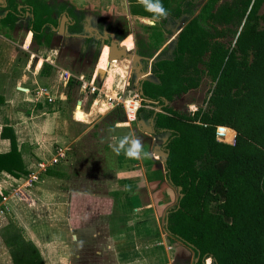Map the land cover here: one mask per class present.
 Segmentation results:
<instances>
[{
	"label": "trees",
	"instance_id": "obj_1",
	"mask_svg": "<svg viewBox=\"0 0 264 264\" xmlns=\"http://www.w3.org/2000/svg\"><path fill=\"white\" fill-rule=\"evenodd\" d=\"M159 2L165 15L146 10L142 15L160 18L162 25L166 16H186L168 53L164 48L154 57L149 79L140 82L143 105L152 108L142 107L138 114L145 109L155 134L164 130L165 171L172 185L181 187V196L168 210L167 231L192 249L195 264H264V12L260 11L264 0ZM25 13L33 42L43 48L52 45L53 29L63 14L68 17L69 35L88 34L89 26L98 35L106 31L118 40L126 35V28L101 16L89 22L85 12L67 0H8L0 25H21L19 14ZM152 26L149 39L138 50L147 58L163 40L160 26ZM103 44L109 40L102 43L96 34L85 37L72 73L89 80ZM84 64L90 71L78 68ZM47 68L44 62L40 74ZM205 77L211 85L204 105L194 111L169 105L198 88ZM76 88L78 83L71 78L67 98ZM217 125L236 131L234 144L216 139ZM1 136L10 140L11 148L0 154V174L28 176L13 128L4 126ZM43 175L54 177L62 171L49 165ZM16 229L5 236L14 263L46 264L35 244Z\"/></svg>",
	"mask_w": 264,
	"mask_h": 264
},
{
	"label": "crops",
	"instance_id": "obj_2",
	"mask_svg": "<svg viewBox=\"0 0 264 264\" xmlns=\"http://www.w3.org/2000/svg\"><path fill=\"white\" fill-rule=\"evenodd\" d=\"M112 1L119 9L115 13L127 20L126 35L119 40L120 44L137 54L141 43L149 39L152 25H159L161 28L163 40L160 49L158 48L160 52L169 42L174 43V35H169L170 28L176 32L178 30L179 34L185 23L182 22L185 16L175 19L176 21L166 16V22L162 25L160 18L142 15L144 10L135 7L141 5L138 0ZM103 16L101 18L108 20ZM144 18L152 19L153 24L142 23ZM135 20H138L139 32L143 37L135 31ZM20 24L10 28L0 25V154L7 153L11 148L10 140L1 136L2 128L10 126L15 133L22 162L30 173L39 169V163L47 162L55 156L58 149L65 152L64 158L59 161L61 163L62 160H67L69 151L79 141L95 142L101 137H105L102 146L104 155L109 157L112 164L106 169V175L97 173L91 177V181H87L91 189L74 187L68 192L57 188L61 193H69L67 202L42 199L46 191L33 183L30 186L32 191L22 188L31 202L28 203L24 196L20 197L13 192L9 194L8 190H4L6 198L3 199V194L0 193V204L7 210L11 204L15 205V209H18L15 211L17 219L22 217L29 223L26 239L32 241L42 238L45 243L41 244L49 246V251L41 254L46 264H60V261H64L61 264H69L65 263L69 246L77 240L79 242L75 238L76 232L81 238L80 244L78 243L81 252L76 255L78 264H187L184 259L189 262L190 255L195 264L192 249L167 231L168 210L177 203L179 191L172 185L165 171L164 130L155 134L153 119L145 114V109L151 107L146 104L134 121H127L120 106L110 108L102 99L94 102V95L81 91L79 87L77 92L73 91L67 98V84L59 78L60 69L69 70L64 67L67 64L59 61V55L62 54L61 43L67 41V45L69 40L82 37L79 35L104 36L106 31L103 35H98L97 30L89 26L88 31L86 28L88 34L69 35L65 30L60 35L57 26L53 29L55 35L52 45L46 47L49 51L46 55L41 54L40 49H32L30 42H33V37L28 28L31 36H28L25 45L18 44L12 37H4L6 30H19L23 20ZM127 37L129 43L124 44ZM108 45L101 46L99 60L97 58L91 74L89 73V80L94 79L99 86L114 89L115 81L129 77L131 86L135 85L140 91L141 81L134 79V75L131 77L132 60L122 58L123 61L116 60V64L109 62ZM80 46L76 51L78 56ZM153 59L152 57L144 62L146 67L143 71L148 76ZM44 62L49 68L40 74ZM98 68L105 70V76L100 82L97 81ZM42 88L48 90L51 101L41 94ZM169 105L173 107L171 103ZM154 110L161 111L160 107H155ZM133 141H138L141 146L138 157L127 155L132 149ZM43 173L44 171L39 172L38 179L45 178ZM26 178L27 176L24 178L2 171L0 190L10 189L14 184L22 186ZM52 178L59 177L57 175ZM9 201L13 203L9 205ZM40 223H48L44 226H49L52 235L45 228L41 229L40 234ZM56 224L59 229L53 231L52 226ZM61 225L65 228L64 231H61ZM86 244L88 245L85 246ZM35 246L37 247L36 244ZM58 251L62 255L59 256Z\"/></svg>",
	"mask_w": 264,
	"mask_h": 264
},
{
	"label": "rangeland",
	"instance_id": "obj_3",
	"mask_svg": "<svg viewBox=\"0 0 264 264\" xmlns=\"http://www.w3.org/2000/svg\"><path fill=\"white\" fill-rule=\"evenodd\" d=\"M73 6L78 9V10H84L85 16L89 22L95 21L96 18H99V16L106 15L108 21L113 22L116 25H121V28H126L125 24V18L123 16L117 15L115 13L119 12V9L116 7L117 5L115 4L114 1L112 0H69ZM196 3L195 5L203 2L204 0H195ZM151 2L155 3L156 0H151ZM136 8L143 9L144 11L148 12L149 10L147 9V6L145 4H141L139 6H135ZM197 6H195L196 8ZM261 12H264V4L261 7ZM101 14V15H100ZM103 14V15H102ZM109 16V17H108ZM186 16L184 19H182V22H185ZM161 21V20H159ZM127 22V20H126ZM142 23L146 24H153V20L150 18H144ZM166 22V21H165ZM161 23V22H160ZM170 24V23H169ZM181 24V23H180ZM139 23L138 20H135L134 27L135 31H140L138 28ZM166 26V25H165ZM138 35L142 36V33H138ZM28 36L30 37L31 34L28 32L27 27H26V21L23 20V25L20 27L19 30L17 31H7L4 33V37H12L15 41L18 42V44H24L26 40L28 39ZM143 37V36H142ZM82 37H78L77 39L74 40H69V43L66 45L65 42L63 41L61 43L62 47V54L59 56V61H61L63 64H67L66 68L71 70L73 72L74 69L77 67V49L80 46V44L83 42ZM144 41V40H143ZM124 44L129 43V37H127L124 41ZM146 41H144L145 43ZM32 49H40L39 52L41 54L48 55L49 51L46 48H41L37 44L30 42ZM29 43V44H30ZM172 42H169L168 45L166 44L165 49H168L172 46ZM30 46V48H31ZM160 49V48H159ZM159 49L154 51V56L158 54ZM163 49V48H162ZM161 49V50H162ZM164 49V50H165ZM35 50V51H37ZM19 54H22L21 52ZM100 57V56H99ZM99 60V58H98ZM123 61V59H121ZM113 61H116L115 59ZM112 62V61H111ZM145 64L143 62V68L145 69ZM78 68H80L81 71L83 72H88L90 71V68L87 66V64L80 65ZM88 78V77H87ZM210 80L208 77L203 78L201 85L193 90H190V92L183 94L181 96H177L172 102V106L175 107L176 110L179 111H190L192 108H196L197 106L204 105V101L206 100L208 96V90L210 88ZM74 92H77V88L74 89ZM105 142V137H101L100 140L98 141H79L77 143V146L75 148H71V150L68 153L67 160H62V162L56 164L54 167L57 168V170L62 171V175H58V179H53L52 176H45V178H40L34 181V185H40L45 191L46 194L43 195L42 199L45 200H56V201H68V194L67 193H61V191H58L57 188H61V190L66 189L68 192L72 191L75 187V189H82V190H87L91 189V186L89 182L91 181V177L98 174H103L106 175L105 171L110 165L112 164L109 157L104 155L105 153L103 152V144ZM70 154V155H69ZM50 155V154H49ZM51 156V155H50ZM67 176V177H66ZM24 177V176H23ZM25 178V177H24ZM38 181V182H37ZM20 185L14 184L11 186V188H1L0 193H4L8 190L11 194V192L16 194V188H18ZM34 187V186H33ZM25 189L29 190L30 187H25ZM7 191V192H8ZM32 191V188L30 189ZM58 191V192H55ZM55 192V194H54ZM18 195L21 197H26V200L31 202V198L24 193L23 190H20ZM70 201V200H69ZM13 203L9 201V205ZM11 206V207H10ZM10 209L7 210L6 207L0 204V264H15L14 259H13V253L11 252V246L8 245L5 241V236H8L10 234H13L14 228H17L22 237L25 240L26 237H28L27 234V229H29L28 225L29 223L25 220V218L19 217V220L17 219L15 215V211L18 209H15V205H10ZM21 206H24V203L21 204ZM48 223L39 224V233L41 234V229H44L45 226ZM62 226V225H61ZM53 231H57L59 229V226L53 225ZM63 227V226H62ZM48 231L49 235H52V232L49 231V226L45 228ZM64 231L65 228H61V231ZM32 231H34L32 229ZM98 231V230H97ZM98 233V232H97ZM75 238L79 239V242L72 243L69 249V252L67 253L68 259L65 261V263L69 264H78L79 260L76 258V255L81 252V250L78 249V243L80 244V234L76 232ZM19 243H22V241L19 239ZM31 241V240H29ZM36 245L37 248H39V253L44 254L43 252L49 251L50 248L49 246H44L41 243H45L42 238H38L37 240L33 239L32 240ZM31 241V242H32ZM77 244V245H76ZM86 244L85 246H87ZM77 247V248H76ZM42 252V253H41ZM46 253V252H45ZM20 254V252L16 254V256ZM59 256L62 255L61 252L58 251L57 253ZM192 254V253H191ZM42 256V255H41ZM18 257V256H17ZM43 258V257H42ZM189 258V256H188ZM61 259V258H60ZM193 257L190 255L189 262L185 258L184 261L187 262V264H193L192 262ZM64 263V261H60V264Z\"/></svg>",
	"mask_w": 264,
	"mask_h": 264
},
{
	"label": "built area",
	"instance_id": "obj_4",
	"mask_svg": "<svg viewBox=\"0 0 264 264\" xmlns=\"http://www.w3.org/2000/svg\"><path fill=\"white\" fill-rule=\"evenodd\" d=\"M126 49L129 51L131 50L130 48ZM59 78L64 84H67L71 78H74L78 83V87L81 91L88 92L91 95H94V102H96L98 99H102L110 108L120 106L127 121H134L139 110L142 107H145V105H143V99L141 97L139 89L135 87V85L133 87L131 86L129 77H123L122 79L115 81L114 89L99 86L94 79L87 80L83 75L73 74L67 69H60ZM40 92L41 94L45 95V97L49 101L52 100V97H50L47 89L42 88ZM147 106L151 107L149 104H147ZM195 109L196 108H193L191 110L194 111ZM215 136L218 141L228 144H234L236 131L225 125H217L215 127ZM64 156V150L58 149L56 155L53 156L50 160H48L47 162L39 163V169L37 171H32L27 176L24 184L16 188V194L18 195L19 191L22 190V188L32 186L33 182L38 179L39 172L45 171L46 167L49 165L58 163L62 158H64ZM2 197L4 199L6 198V195H2Z\"/></svg>",
	"mask_w": 264,
	"mask_h": 264
},
{
	"label": "water",
	"instance_id": "obj_5",
	"mask_svg": "<svg viewBox=\"0 0 264 264\" xmlns=\"http://www.w3.org/2000/svg\"><path fill=\"white\" fill-rule=\"evenodd\" d=\"M67 22H68V17L66 14H63L59 20V25L57 28V31L60 35H63L65 33V30L67 28ZM88 31V28H87ZM89 32H91V29H89ZM169 35L172 36L174 35V40H176L177 36H178V32L176 33L175 30H173L172 28H170L169 31ZM104 36H98L101 37V42L103 43L105 40H109V52H108V60L109 62L115 60H120L122 58H126V59H130L132 60V64H131V77L134 75V79H139V81L142 80H147L149 79L150 75L148 76V74H146V72L143 71V62L148 60L149 58L144 57V56H140L139 54H137L136 52L132 51V50H127L126 47L122 44H120V41L118 39H116L114 37V35L112 33H108L105 32ZM82 37H85L84 35H79ZM92 36V34L87 35L86 37ZM154 60V59H153ZM152 60V62H153ZM105 76V70H101L100 68H98V72H97V81H102L103 78ZM140 93L142 94L141 91V87H140ZM166 156L167 153L164 157V162L166 160ZM181 190V187H178V191ZM179 196H181L179 194ZM166 225H167V219H166ZM195 261H197V257L195 258Z\"/></svg>",
	"mask_w": 264,
	"mask_h": 264
},
{
	"label": "clouds",
	"instance_id": "obj_6",
	"mask_svg": "<svg viewBox=\"0 0 264 264\" xmlns=\"http://www.w3.org/2000/svg\"><path fill=\"white\" fill-rule=\"evenodd\" d=\"M141 3L145 4L147 6V9L149 11H152L156 14H159L160 16L165 15V9L159 2V0H156L155 3L151 2V0H141ZM121 147H123V142L121 143ZM140 144L138 141L132 142V149L128 151L127 155L130 157H138L140 152ZM147 156V153L144 154Z\"/></svg>",
	"mask_w": 264,
	"mask_h": 264
},
{
	"label": "flooded vegetation",
	"instance_id": "obj_7",
	"mask_svg": "<svg viewBox=\"0 0 264 264\" xmlns=\"http://www.w3.org/2000/svg\"><path fill=\"white\" fill-rule=\"evenodd\" d=\"M49 1V0H48ZM70 4H72L69 0H67ZM7 2H8V0H0V16L2 17V15H4L6 12V7H7ZM73 5V4H72ZM3 6H5V8L3 9ZM78 10V9H77ZM84 11V10H83ZM27 17H28V14L27 13H25V15H22V14H19V18H22V20H26L27 19ZM168 17V16H167ZM170 18V17H169ZM168 18V19H169ZM172 19V18H171ZM174 21H176L175 19H174ZM173 21V22H174ZM159 53H161V51L159 52ZM158 53V54H159ZM158 54H156V56L158 55ZM155 56H153V58H154Z\"/></svg>",
	"mask_w": 264,
	"mask_h": 264
},
{
	"label": "bare ground",
	"instance_id": "obj_8",
	"mask_svg": "<svg viewBox=\"0 0 264 264\" xmlns=\"http://www.w3.org/2000/svg\"><path fill=\"white\" fill-rule=\"evenodd\" d=\"M112 63H113V64H116V62H115V61H112ZM121 69H122V68H121Z\"/></svg>",
	"mask_w": 264,
	"mask_h": 264
}]
</instances>
